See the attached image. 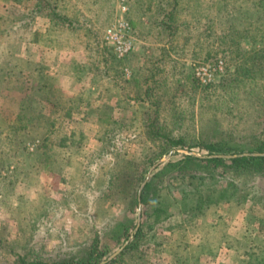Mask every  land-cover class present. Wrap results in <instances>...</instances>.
Returning <instances> with one entry per match:
<instances>
[{"label":"rangeland","instance_id":"1","mask_svg":"<svg viewBox=\"0 0 264 264\" xmlns=\"http://www.w3.org/2000/svg\"><path fill=\"white\" fill-rule=\"evenodd\" d=\"M124 1L133 45L119 59L103 48L111 49L103 32L121 14L120 0H49L48 17L33 10L35 0H0V264L76 258L93 245L103 254L97 264H264V168L191 162L189 172L203 177L193 185L160 171L183 156H211L188 143L222 142L223 155L264 153V12L254 6L264 0H181L179 19L195 10L201 21L177 33L156 24L171 0ZM227 13L235 36L245 35L238 47L205 36L208 19ZM163 56L155 75L164 88L140 105L132 72L144 78ZM217 59L214 79L191 83L194 66ZM76 107L88 115L80 119ZM160 134L182 141L168 146ZM148 181L160 211L152 221L147 208L142 222ZM227 181L246 199L180 209L181 189L206 196ZM134 193L141 236L122 251L136 230L124 238L123 226L137 221V204L128 211Z\"/></svg>","mask_w":264,"mask_h":264},{"label":"trees","instance_id":"2","mask_svg":"<svg viewBox=\"0 0 264 264\" xmlns=\"http://www.w3.org/2000/svg\"><path fill=\"white\" fill-rule=\"evenodd\" d=\"M188 1H192L193 6H195V0H188ZM167 2H168V4H170V6L166 10V14H165L166 17L164 18V16H163L164 14H162L161 18H159V20H157L158 22L156 21V24H158L160 27H162V29L167 28L168 33H169V31H171V33H174L175 31H177V32L181 31L180 28L186 27L185 24L188 25L189 22H191V21H193L194 23H199L201 21L200 14H197V11H195V10H193L194 13L192 15V19H189V18L179 19L181 12L178 11L177 9H178L179 5H182L181 0H171V1H167ZM213 2L219 3V2H221V0H215ZM168 4H166V5H168ZM50 5L51 4H50L49 0H35L32 8H33V10H36V11L40 10L41 12L39 15L48 17L50 14H49V11L47 10V8ZM160 5L161 6H159L157 8L158 11H160L161 9L163 10V8H165V6H163V4H160ZM185 6L186 5L183 3L182 11L185 9ZM254 6L255 7L260 6V8L262 9V12H264V6L262 5V3L260 1H257L256 5H254ZM223 9L225 10L224 6H223ZM217 11H218V9H217ZM176 13H177V15H176ZM10 22H12V21H10ZM207 22H208L207 23L208 25L206 26L207 32H206L205 36L208 37V39H211V40L216 41L218 43L220 42L223 44H228L229 46L234 45V47H236V46L238 47L240 39L245 37V35L235 36L236 30L233 26L235 22L232 18L231 13L226 14V18L224 19V21L221 20V22H218L215 19H208ZM173 24H174V26H173ZM23 25L26 26L27 22L24 23ZM224 25L226 27H224ZM177 32H175V33H177ZM30 40L31 39H29L28 41H30ZM103 48L109 50L111 55L112 54L114 55L112 49H109L108 47H103ZM162 50L165 53H168V55H169L170 50H173V47L168 46L167 48H162ZM23 55H25V52ZM164 58H165V56H163L162 59H160L161 61H158V63H157L158 66L150 67L149 68L150 70L146 71L147 75L144 78H142L140 76L138 77V76H136V74L134 72H132L130 79H132L134 87H136L139 90V92L137 93L138 94L137 96L140 97L138 104L142 105V102L145 100V98L147 99L149 97L148 95L154 94L155 92L159 91L162 86H163L162 89L164 88V84H163L162 80H160V79L157 80L156 75H155V73L161 68V66L165 60ZM206 62L207 61H203L201 63H206ZM134 70L137 71V68H134ZM30 76L31 75H29V74L25 75L23 77V80L27 81V83H29V81L31 80ZM38 78H44V77H43V75H39ZM190 81H191V83L194 81L196 82L197 79L194 78V76H193V78L192 77L190 78ZM24 83H26V82H24ZM196 85H198V83ZM43 86H47V85L44 84V85L39 86V87H43ZM105 89H106V91H108L109 87L106 86ZM108 94H110V93H108ZM107 100L108 99L105 98V101H107ZM85 102H86V106H87V104L90 103L88 97L86 98ZM110 107H112V106H108L109 110L111 109ZM76 109H77L76 113L79 114L80 119H84V117L86 115H88V113H89L88 109H85L84 107H80V108L76 107ZM101 112H102V110H101ZM160 135L162 136V138L166 142L169 143L168 146L180 145V143L182 141L180 138L172 139V138H168L164 134H160ZM42 145H43V143H42ZM194 145H198L200 148L206 150L207 152H209L211 154V156L205 157V158L188 156V155L183 156L182 158L177 159L176 161H167L164 164V166L161 168L160 171L168 168L169 170H171L173 176H175L177 178H185L186 177V179H188V182H190L192 184L193 179L195 182L197 179L201 180L203 177L202 176H196L194 172H189L188 165L191 162H196V164H199L202 167H208V166L220 167L221 170L226 171V172L229 170L232 172H237L238 170H240V171L246 170L249 172L251 170L260 171L264 168V155H242V154H240V155L225 159L221 156H218L219 154L227 153L228 149H229V147L224 146L222 144V142H211L210 141V142H202V143L195 142V143H188L187 144V146L189 148H191ZM40 146H41V144H40ZM168 146H166V148L161 149L159 154L162 152H165ZM240 151L242 152V150H240ZM252 151L261 152L263 150H262V147H255L252 149ZM155 158H156V156L154 158L149 157L148 159H146L145 162L151 163ZM150 183H151L150 181L145 183V185L141 191V194H140V202L142 204V207H141V209H142L141 210L142 222H143V218H146V220H150V218H151L150 216L148 217L149 213L147 215V211H148L147 208H149L150 210L152 209L153 212L155 213V214H153V218L151 219L152 221H157L158 216H159L158 212L160 211V209L156 208V204H154L152 199L148 196L149 192H150V189H149L150 185H151ZM194 188L192 189L191 192H186L184 189L180 190L181 202L183 201V203L181 205L182 208L180 207V209H183L184 211H192V209H194L196 207L206 206V205H209L213 202L216 203V202L220 201L221 198H226L228 201L234 200L235 202H239L241 199L245 200L247 197L245 194H242V195L235 197L236 187L230 181H227V185H225L223 189H221L219 191L207 193L206 196H203L201 194V191L196 193V191H198V188H196V190H194ZM188 193H189V195H192V196L187 197ZM130 202H131V205H130V208L128 209V211L132 212L134 207L137 204L135 193L130 198ZM134 226L135 225H134L132 220L127 225L123 226L124 231H125V234H124L125 239L127 238L128 234H129L128 231L130 229L134 228ZM128 228H129V230H128ZM140 236H141V225H139L138 228H136L135 232L133 233L132 243L126 244L123 247L122 251L128 249L133 243H137V239ZM102 256H103L102 252L99 251L97 249V247L93 245L83 255H81L80 257H76V258H64V259H58L55 261H47V260H41V259H25V258H21L18 256V258L14 261L13 264H97L100 261ZM115 260H116V258H113L104 264H109L110 262H113Z\"/></svg>","mask_w":264,"mask_h":264},{"label":"built area","instance_id":"3","mask_svg":"<svg viewBox=\"0 0 264 264\" xmlns=\"http://www.w3.org/2000/svg\"><path fill=\"white\" fill-rule=\"evenodd\" d=\"M119 8L121 14L115 22L107 26L103 32V39L111 46L116 58H123L132 49L133 41L129 22L124 15L127 6L124 0H120ZM223 62L221 59L215 60L213 63H201L193 68L194 77L200 83H207L221 72Z\"/></svg>","mask_w":264,"mask_h":264},{"label":"water","instance_id":"4","mask_svg":"<svg viewBox=\"0 0 264 264\" xmlns=\"http://www.w3.org/2000/svg\"><path fill=\"white\" fill-rule=\"evenodd\" d=\"M248 153H242V155H247ZM254 155H264V153L262 152H257V153H254ZM218 156H221V157H226V158H229V157H233V155H223V154H219ZM140 203H139V198H138V203H137V221H136V225H135V228L137 227L138 223H139V213H140ZM117 252V251H116ZM115 252V253H116ZM113 255V254H112Z\"/></svg>","mask_w":264,"mask_h":264},{"label":"crops","instance_id":"5","mask_svg":"<svg viewBox=\"0 0 264 264\" xmlns=\"http://www.w3.org/2000/svg\"><path fill=\"white\" fill-rule=\"evenodd\" d=\"M68 49H69V48H68ZM48 50H49L50 52H54L55 54H57V51H58L57 47L54 46V45H53V47H49ZM67 51H69V50H67Z\"/></svg>","mask_w":264,"mask_h":264}]
</instances>
